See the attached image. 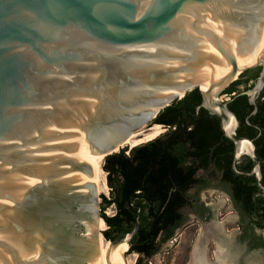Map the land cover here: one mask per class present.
I'll return each instance as SVG.
<instances>
[{"label": "water", "instance_id": "95a60500", "mask_svg": "<svg viewBox=\"0 0 264 264\" xmlns=\"http://www.w3.org/2000/svg\"><path fill=\"white\" fill-rule=\"evenodd\" d=\"M251 65L261 72L241 95L255 104L264 0H0V264H95L100 160L195 89L233 144L235 174L255 177L256 209L264 162L222 101ZM197 76L203 91L188 83ZM243 140L251 154H238Z\"/></svg>", "mask_w": 264, "mask_h": 264}, {"label": "trees", "instance_id": "16d2710c", "mask_svg": "<svg viewBox=\"0 0 264 264\" xmlns=\"http://www.w3.org/2000/svg\"><path fill=\"white\" fill-rule=\"evenodd\" d=\"M248 72L242 74L225 95L230 97L228 108L240 124L237 135L242 137L243 130L250 131L254 140L262 134L254 145L257 158L264 161V104H259V100L251 104L249 98L236 89ZM259 74L257 71L254 80ZM263 96L264 88L259 97ZM200 104L201 95L195 89L159 113L154 120L156 124L177 126V131L172 132L163 144L158 138L105 159L102 169L107 174L111 198L100 197V215L107 225V230L102 233L106 241L116 242L132 232L138 219L140 227L129 244V252L151 259L158 252L160 237L170 231L168 238H172L174 231L183 225V211L194 207L188 193L192 188L205 187L204 181L196 178V173L209 167L221 172L220 178L229 187L234 206L242 209L245 216L256 219L253 197L262 191L254 176L235 174L232 169L233 144L223 137L218 118L202 108L197 110ZM254 110L256 112L252 114ZM247 160L244 165L242 162L237 164L239 172L252 171L255 164L251 159ZM261 174L264 186V165H261ZM111 206L115 207V215L108 217L105 211ZM256 212L264 218V198H257ZM251 246L261 248L263 242L253 239ZM136 264H142V261Z\"/></svg>", "mask_w": 264, "mask_h": 264}, {"label": "rangeland", "instance_id": "374dc122", "mask_svg": "<svg viewBox=\"0 0 264 264\" xmlns=\"http://www.w3.org/2000/svg\"><path fill=\"white\" fill-rule=\"evenodd\" d=\"M257 69H260V65L249 70L248 74H254ZM229 100L230 97L227 95L222 99L223 102ZM177 101L179 100L177 99ZM155 124L154 120L149 122L145 128L138 132L139 135L133 140H139L142 136L150 134L148 131ZM156 126H159V124ZM160 127L163 133L158 137L159 139L167 134L165 127ZM124 149L129 152L131 150L130 144L120 147L118 153ZM197 178L206 179L208 185L204 189L192 190L188 193V198L192 201L194 207L183 211L185 219L183 225L174 231L173 237L168 242H159L158 252L151 259H142L140 255L128 251L126 256L129 257L132 264H136L138 261H142V264H188L192 251L201 238L200 245L206 249L207 258L211 262L215 261L217 244H221L227 247L233 264H264V229L261 231L257 230L258 235L262 237L263 247H252L249 239L241 238L242 230L239 228L240 225L245 226L249 221L234 206L227 193L228 188L219 182L218 176L214 179H209L210 177H206L202 172H199ZM110 193L109 188L107 192L98 196L97 201L100 212L102 204L100 197L104 196L110 199ZM105 215L113 217L115 215V207L107 208ZM106 230L107 228L100 232L103 241H105V238L102 233Z\"/></svg>", "mask_w": 264, "mask_h": 264}, {"label": "bare ground", "instance_id": "6f19581e", "mask_svg": "<svg viewBox=\"0 0 264 264\" xmlns=\"http://www.w3.org/2000/svg\"><path fill=\"white\" fill-rule=\"evenodd\" d=\"M253 66L256 65H251L249 67H253ZM242 71L238 72L235 75L234 79L238 78ZM189 82H191V88L197 86L200 89V91H203L200 76L188 80V83ZM184 92L185 91L183 90L177 89L169 98L171 99L175 97L182 98ZM154 126H152L153 128L151 127V129L148 131L150 134L142 136V138L139 140H133L137 135H139L138 133L139 131H138L134 133L130 138H128L120 147L130 144L131 149H134L136 147H140L142 145L155 141L156 139H158V137L161 136L163 132H162V128L160 127L161 125L159 126L154 125ZM235 126H236V122L234 118L231 117L230 123L226 126V131L231 132L235 128ZM119 148L116 149L114 152H112V154H117L120 151ZM252 149L253 147L251 143L248 142L247 140H243L241 142L238 154L240 155L251 154ZM105 158L106 156L103 155L102 159L100 160L95 170L93 199L96 198V200L98 199L99 195L107 192L109 189L107 186L106 174L102 169ZM94 216H95V207L92 204V218ZM105 228H107V225L103 220L97 221L96 227L93 225V222L91 221V239L93 237L94 231L97 232L96 242H95L96 251L94 250L95 264H132V261H130L129 257L126 256L129 251V244L127 242H123L122 244L116 247H111L110 242L103 241L100 235V232L103 231ZM201 239H199L198 242L196 243L188 264H229V263L233 264L232 257L228 253L227 247L222 246L221 244H217L216 246L215 261L214 262L209 261L207 258L206 249L200 245Z\"/></svg>", "mask_w": 264, "mask_h": 264}, {"label": "flooded vegetation", "instance_id": "af4514ba", "mask_svg": "<svg viewBox=\"0 0 264 264\" xmlns=\"http://www.w3.org/2000/svg\"><path fill=\"white\" fill-rule=\"evenodd\" d=\"M257 71L260 73L261 69H257ZM256 72L254 74H252V75H249L248 73L245 74L244 78L240 82V85L236 88L239 93H244L245 90H247L248 88H251V86H254L255 82L257 81V80H254V75L256 74ZM241 88H242V90H241ZM233 95H235V94H233ZM233 95H231V96H233ZM257 100H259V104H264V96L263 97H259ZM162 126L165 127V129H166L165 132H167V134L160 139V143L161 144H163L164 142L167 141V139L170 137L172 132L177 131V126H175V125L174 126L162 125ZM188 130H190V129H188ZM247 135H249V137ZM250 135H251L250 131L243 130V136L241 138H246V139L252 140L253 138L250 137ZM261 135L262 134L259 133L257 135V137H255L254 140H252L253 143H254L255 140H257V138L261 137ZM247 158L248 157H242L239 162H242V164L244 165L245 163H248ZM262 165H264V164H262ZM199 172H202L204 175H206V177H210L209 179H214V178H216L218 176L219 177L218 178L219 182L222 185H224V186H226L228 188V192L227 193L230 196L229 187L227 185L223 184L222 180L220 178V175H221L220 173L221 172L217 171L213 167H209L208 169H205V170L204 169H200L196 173V178H197V174ZM245 174H248V173H245ZM245 176H247V175H245ZM197 179H199V178H197ZM199 180L204 181L205 187L198 186V187L192 188L190 191H192V190H201V189H204V188L207 187L208 182L206 181V179H199ZM256 209H257V207H256ZM256 209H255V211H256ZM237 210L244 214V211L242 209L237 208ZM256 214H257V212H256ZM254 216H255V212H254ZM245 217L248 219L249 223H247L245 226H242V225L239 226V228L242 230L241 238L242 239H249L251 241L250 244H252L253 239H262V237L258 235L257 230L261 231L262 229H264V218H262V217H260L258 215H257V217L255 216L256 217L255 220H253V219H251V218H249L247 216H245ZM169 233H170V231H167L166 233H164L160 237L159 242L160 241L161 242H168L171 239V238H168L169 237ZM138 255H140V254H138ZM141 258L145 259V256L141 255Z\"/></svg>", "mask_w": 264, "mask_h": 264}]
</instances>
